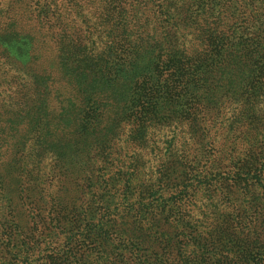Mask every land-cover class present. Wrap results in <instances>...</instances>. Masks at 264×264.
I'll return each mask as SVG.
<instances>
[{
	"label": "trees",
	"instance_id": "trees-1",
	"mask_svg": "<svg viewBox=\"0 0 264 264\" xmlns=\"http://www.w3.org/2000/svg\"><path fill=\"white\" fill-rule=\"evenodd\" d=\"M0 68V264H264V0H0Z\"/></svg>",
	"mask_w": 264,
	"mask_h": 264
},
{
	"label": "rangeland",
	"instance_id": "rangeland-1",
	"mask_svg": "<svg viewBox=\"0 0 264 264\" xmlns=\"http://www.w3.org/2000/svg\"><path fill=\"white\" fill-rule=\"evenodd\" d=\"M47 31L49 32H53V29L52 27H47ZM53 38V37H51ZM57 48V45L55 46V44H50V52H54ZM66 48H62L61 49V52H66ZM41 60L43 61V63L46 65V64H51L53 67L57 68V65H56V62L54 61L55 59L52 57V56H45L41 58ZM82 68H84V66H82ZM2 75V70L0 68V77ZM2 94L0 93V146H2L5 141L7 140V138L11 135L10 131L11 128L9 126V124L7 123V117L5 115V112H4V107H5V103L2 99Z\"/></svg>",
	"mask_w": 264,
	"mask_h": 264
}]
</instances>
